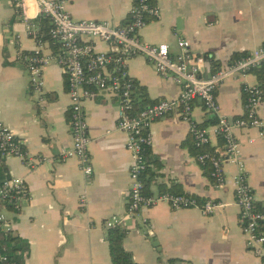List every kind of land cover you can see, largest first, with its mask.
Segmentation results:
<instances>
[{
	"label": "crops",
	"instance_id": "crops-1",
	"mask_svg": "<svg viewBox=\"0 0 264 264\" xmlns=\"http://www.w3.org/2000/svg\"><path fill=\"white\" fill-rule=\"evenodd\" d=\"M160 8L140 30L149 43L165 42L171 54L176 40L186 38L192 51L208 53L218 68L232 62L236 52L264 45V0H154ZM133 0H67L66 9L78 19L126 21ZM13 0H0V120L21 142L30 167L21 158L2 157L7 176L22 177L29 198L18 210H10L12 236L27 242L23 264H111L107 221L125 230L122 245L137 264H263V257L246 243L233 176L239 168L225 162L226 180L218 185L210 176L211 165L197 159L190 121L209 130L208 147L218 145L212 129L215 119L200 100L193 101L191 119L169 113L150 125L152 165L149 192L174 187L198 201L224 202L211 214L198 208L172 209L164 202L141 207L126 216L131 154L126 134L117 128L119 99L100 93L82 103L87 122L92 174L87 178L74 158L59 160L62 148L71 145L69 94L62 69L51 63L42 73L41 91L31 89L22 51L35 48ZM95 48L112 52L114 47L90 39ZM43 52H53L45 42ZM19 53V54H18ZM245 54V55H246ZM23 62V63H22ZM209 68V66H208ZM126 70L136 87L143 86L149 99H175L180 85L171 75L159 74L142 56L128 57ZM208 70L203 74L207 75ZM262 73L229 78L216 89L220 114L229 118L244 113L245 83H260ZM133 92V94H134ZM153 102V103H154ZM152 104V103H151ZM258 112L264 117V100ZM216 121V119H215ZM207 122V123H206ZM240 145L246 182L255 196V207L264 211V136L256 128L232 130ZM222 152L223 144L218 147ZM85 195L84 205L79 196Z\"/></svg>",
	"mask_w": 264,
	"mask_h": 264
},
{
	"label": "built area",
	"instance_id": "built-area-1",
	"mask_svg": "<svg viewBox=\"0 0 264 264\" xmlns=\"http://www.w3.org/2000/svg\"><path fill=\"white\" fill-rule=\"evenodd\" d=\"M67 0H13L20 12L27 34L36 46L30 54L18 55L26 63L31 89L41 91L42 73L51 63L58 65L67 79L69 94V126L72 143L59 152V160L74 158L84 177L92 174V165L88 145L87 122L82 103L97 94L107 93L119 99L117 128L126 134L125 146L131 154L129 169V189L126 216L135 215L141 207H151L158 202L168 204L172 209L198 208L204 214H211L216 209L224 208V202L204 201L187 194L142 193V174L147 168L143 153L144 145H150V125L153 121L176 112L183 120L190 121L193 101L200 100L204 108L215 116L211 126L216 136L224 140L220 155L208 152L200 153V163L206 160L211 165L210 176L216 184L226 180L223 164L231 162L239 170L232 178L235 194L240 207L242 232L246 243L263 257L264 264V211L255 207V196L246 182L243 162L240 157V145L232 130L234 128H256L259 136H264V117L258 109L264 100V45L250 53L236 58L230 63L217 68L215 72L204 75L208 70V56L192 51L190 42L183 37L176 40L177 53L171 54L165 42L149 43L140 38L139 32L149 18L157 17L160 8L154 0H133L128 17L122 24H112L106 20L74 19L66 9ZM39 14H44L51 22L50 36L58 43L56 52L44 53L45 42L35 36L38 26L33 23ZM90 39H98L115 48L105 52L95 48ZM142 56L152 62L161 75H171L180 85V92L175 99H160L132 113L134 81L126 70L128 57ZM261 70L262 82L242 86L244 94V113L242 116L229 118L220 114L215 91L226 79L245 76L254 70ZM190 132L196 146L209 143V130L190 121ZM0 155L17 156L30 167L35 162L27 154L14 132L0 120ZM29 198V189L22 177L6 176L0 183V264H15L9 261L7 248L2 239L12 229L10 210H18L23 200ZM85 195L79 196V203L84 205ZM123 220L107 221V227ZM195 264V263H188Z\"/></svg>",
	"mask_w": 264,
	"mask_h": 264
},
{
	"label": "trees",
	"instance_id": "trees-1",
	"mask_svg": "<svg viewBox=\"0 0 264 264\" xmlns=\"http://www.w3.org/2000/svg\"><path fill=\"white\" fill-rule=\"evenodd\" d=\"M17 10V9H16ZM18 11V10H17ZM33 23H35L38 26L36 38L39 39L42 42L49 43L50 47L52 48L53 53L57 51L58 43L51 38L50 36V28H51V22L48 17H46L44 14H39L35 19H33ZM31 51H22L21 57L24 56V54H30ZM247 52H236L231 57L232 58H239L241 56H244ZM208 56V74H211L216 71L218 68V61L215 60L212 56H210L208 53L204 54ZM18 59H21L20 57ZM23 63V62H22ZM257 73H261V70L258 69ZM154 100H151L147 96L146 89L143 86H137L136 91L133 94V109L132 113H136L139 110H142L145 106L153 103ZM208 122H215V119H210ZM207 123V122H206ZM202 126V125H201ZM218 145L213 147H208L207 144L203 146H196L195 150L196 153L199 151L201 153L208 152L212 155H220L221 151L218 149L220 145L224 143V140L221 136H218ZM143 153L147 162V168L143 172L141 178L143 181V188L142 193L144 195H150L152 193L149 192V178L146 180L145 176L150 173L152 165L157 163L156 157L151 153V146L150 145H144L143 147ZM203 166H210V163L206 160L204 163H200ZM211 170V168L209 169ZM7 176V169L5 165L3 164L2 157L0 155V183L1 181ZM159 193H173V194H183L180 190L172 188H167L165 186L162 187L161 192ZM198 201V200H197ZM201 202V201H198ZM125 234V230L120 227L118 224H114L112 226L107 227V242H108V249H109V255H110V261L111 264H137L131 253L124 249L122 245L123 236ZM3 243L5 244L7 251L6 254L8 256L9 261L14 262L15 264H23L24 258L22 256L23 252L28 248L27 242L22 239L19 236H12L11 232L4 236L2 239Z\"/></svg>",
	"mask_w": 264,
	"mask_h": 264
}]
</instances>
